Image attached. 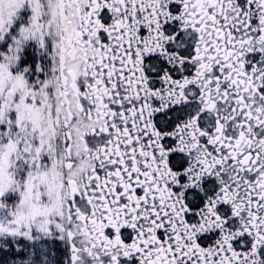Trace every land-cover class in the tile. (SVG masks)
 Instances as JSON below:
<instances>
[{
	"label": "snow or ice",
	"instance_id": "obj_1",
	"mask_svg": "<svg viewBox=\"0 0 264 264\" xmlns=\"http://www.w3.org/2000/svg\"><path fill=\"white\" fill-rule=\"evenodd\" d=\"M0 264H264V0H0Z\"/></svg>",
	"mask_w": 264,
	"mask_h": 264
}]
</instances>
